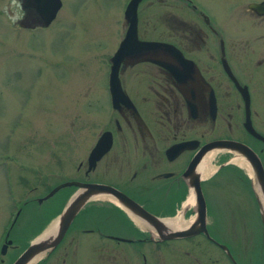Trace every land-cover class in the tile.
<instances>
[{
	"label": "flooded vegetation",
	"instance_id": "obj_1",
	"mask_svg": "<svg viewBox=\"0 0 264 264\" xmlns=\"http://www.w3.org/2000/svg\"><path fill=\"white\" fill-rule=\"evenodd\" d=\"M142 1L136 36L162 45L157 61L124 56L116 88L108 57L93 105L106 125L88 151L104 132L110 145L88 170L85 156L75 167L83 177L69 179L112 193L90 197L55 247L29 264H252V209L264 247V0H230L218 21L193 0L152 1L171 9L157 10L148 38ZM115 191L140 209H125ZM211 200L224 214L213 230ZM147 214L183 232L170 235Z\"/></svg>",
	"mask_w": 264,
	"mask_h": 264
},
{
	"label": "rangeland",
	"instance_id": "obj_2",
	"mask_svg": "<svg viewBox=\"0 0 264 264\" xmlns=\"http://www.w3.org/2000/svg\"><path fill=\"white\" fill-rule=\"evenodd\" d=\"M60 1L54 19L42 27L26 14L25 1L0 0V252L9 241L0 264L14 262L61 214L74 187L46 193L83 177L88 146L106 125L93 105L101 100L108 57L125 31L122 12L128 0ZM152 1L158 0L139 4L147 38L153 37L157 10L171 9ZM193 1L217 21L232 5L230 0ZM78 162L83 166L76 170ZM219 201L208 203L211 230L224 216ZM253 211L252 264H264Z\"/></svg>",
	"mask_w": 264,
	"mask_h": 264
},
{
	"label": "water",
	"instance_id": "obj_3",
	"mask_svg": "<svg viewBox=\"0 0 264 264\" xmlns=\"http://www.w3.org/2000/svg\"><path fill=\"white\" fill-rule=\"evenodd\" d=\"M25 7L31 8L33 13L36 14V19L42 27H45V25H48L54 18L55 14L57 13V9L59 8L61 1L60 0H24ZM141 0H128L125 4L124 12H122V17L124 18V23L126 25V31L123 32L122 39L117 44V49L112 55L109 57V68L110 73L108 74V78L110 82H113L112 85L117 88V78L115 77V73H117V66L120 60L125 56L128 57L132 55L133 57H140L139 59H145L146 61H151L156 63V54L155 51L158 50L159 43H155L154 41H141L137 39L136 36V22H137V16H135V11L137 10V3ZM263 3H250L248 5L249 8H258ZM264 6V5H263ZM110 145L109 140V133L104 132L102 135L98 136L97 142L95 145H93L92 149L88 153V156H86V161L88 166H86V170L91 168L95 160L98 156H101L102 152L105 151L106 147ZM78 186L80 187V190L78 193H75L74 196L70 197L65 206L64 209L61 210V214L57 216L55 222V229L52 231H48L45 233L38 234L35 239L31 240L27 245L26 249L24 251H21L14 262H11L10 264H29L30 261L34 260L36 257H40L42 253L46 252L48 249H51L52 247H55L56 242L58 239H60L62 233L64 232L65 228L69 224V220L73 218L76 214V211L80 209L81 207L85 205L86 201L93 197L95 193H112L110 191V187L101 186V185H91V183H84L81 184V182L77 181H70L66 180L63 181V183L58 184L53 187V189H49L46 193L45 197L52 196L53 193L59 189L63 188L65 186ZM115 197L117 200L121 202L123 207L126 209H132V210H139L140 208L133 203L132 200H129L127 198L122 197L120 193L115 191ZM114 197V198H115ZM149 218L152 219V222L156 225H158L160 228L165 229L166 232H170V235H177L178 233H182L183 231L178 230L175 231L169 226L164 225L163 218H153L152 216L148 215ZM261 224L264 226V216L261 217ZM264 231V229H263ZM45 233V234H44ZM1 252H5V246H1Z\"/></svg>",
	"mask_w": 264,
	"mask_h": 264
},
{
	"label": "bare ground",
	"instance_id": "obj_4",
	"mask_svg": "<svg viewBox=\"0 0 264 264\" xmlns=\"http://www.w3.org/2000/svg\"><path fill=\"white\" fill-rule=\"evenodd\" d=\"M53 19H54V18H53ZM171 221H172V220H168V219H167V220H165V221H163V222H164V225H165L166 227H167V226H169V227L175 226L174 223H173V225H172V222H173V221H172V222H171ZM55 225H56L55 222H53V223L47 228V230L45 231V233L48 232V231L50 232L51 230L53 231V230L55 229V227H56ZM45 233H44V234H45ZM37 258H38V257H36V258H35L34 260H32V261H36ZM39 258H40V257H39ZM32 261H30V262H32Z\"/></svg>",
	"mask_w": 264,
	"mask_h": 264
}]
</instances>
